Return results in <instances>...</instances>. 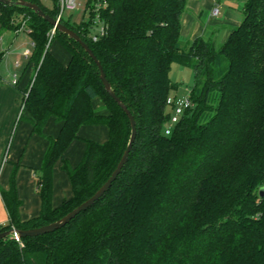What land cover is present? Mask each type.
I'll return each instance as SVG.
<instances>
[{
    "label": "trees",
    "instance_id": "1",
    "mask_svg": "<svg viewBox=\"0 0 264 264\" xmlns=\"http://www.w3.org/2000/svg\"><path fill=\"white\" fill-rule=\"evenodd\" d=\"M27 1L60 15L59 0ZM188 1L87 0L89 21L61 17L89 44L133 113L136 140L99 200L54 231L1 239L0 264H264V0H244L241 23L224 42L198 36L186 45ZM97 17L106 32L94 41ZM0 26H25L34 43L24 99L32 132L42 134L51 118L62 123L35 171L40 214L21 219L15 167L3 192L9 221L1 233L50 224L95 194L122 158L132 127L79 42L59 30L51 37L53 26L19 5L0 2ZM56 37L70 51L67 64L50 51ZM174 63L192 67L195 82L191 105L167 134ZM86 125L107 126L109 137L86 139L83 158L72 167L65 152ZM59 159L73 194L55 207Z\"/></svg>",
    "mask_w": 264,
    "mask_h": 264
},
{
    "label": "crops",
    "instance_id": "2",
    "mask_svg": "<svg viewBox=\"0 0 264 264\" xmlns=\"http://www.w3.org/2000/svg\"><path fill=\"white\" fill-rule=\"evenodd\" d=\"M202 4L203 0L188 1L187 9L182 17L183 40L192 41L194 38L199 36L198 28L200 24L198 23L199 20L197 19V17L200 18V16L202 17L203 15L204 9L202 7ZM236 18L237 20H227V22H224L222 25H224L225 23L226 25H239L241 23L242 16L240 15ZM193 23L195 26H192L191 32L189 33V27ZM225 29L227 33H225L226 31L223 32L221 37L223 41H225L230 34V28ZM8 31H14L15 38L20 35L22 29L15 31L12 29H3L0 26V41L4 40V34L9 33ZM208 31L210 38L213 31H211L210 29ZM14 33L9 36L7 42H9L10 39L11 42H13L12 36L14 35ZM26 35H29L30 37L28 31ZM22 40V42L26 44V39L24 37H22ZM28 49L30 48L25 47L22 50V55L25 58H29L25 55V51ZM30 50L32 51V49ZM17 66H21V62L18 61ZM34 69L35 67L31 69L29 79H27L24 74L19 75L17 72H14L13 75L0 73V225L6 224L9 221V213L6 203L3 199V192L10 188L11 175L15 167L17 169L15 176L16 192L21 202L19 208L21 219L28 220L40 214L41 199L37 191L35 171L37 170V168H41L44 153L49 145L48 138L56 137L59 134L62 126V123L58 121L56 123V128L49 131L47 135L44 134V137L39 136L38 133L32 132L33 125L31 121L28 120L30 114L25 108L24 99L25 90L29 85ZM94 100L95 98L93 99V104ZM94 107H96L95 104ZM52 119L53 118H51L50 120ZM45 128L43 132H45ZM57 202L58 201L56 194H54L53 205L55 207L60 206V203Z\"/></svg>",
    "mask_w": 264,
    "mask_h": 264
},
{
    "label": "rangeland",
    "instance_id": "3",
    "mask_svg": "<svg viewBox=\"0 0 264 264\" xmlns=\"http://www.w3.org/2000/svg\"><path fill=\"white\" fill-rule=\"evenodd\" d=\"M44 1L48 6L53 5V0ZM77 3L78 6L74 10L65 9L63 11V18L65 20H70L72 23L75 24H81L84 20L85 22L89 21V18L91 16L89 11L86 10L87 0H77ZM243 4L244 0H203V15L202 17L200 16V18L197 17V19L199 20L198 23L200 24L198 28L199 36H202L205 39H213L218 42H224L221 37L223 32L226 31L225 28H230L231 32V30L237 25H226V23L224 25L222 24L224 22H227V20H237V16L241 15L243 17ZM215 9H218L217 14H215L214 12ZM192 26H195L194 23L189 27V33L191 32ZM99 27V20L96 19V21L93 22V28L91 32L95 33L99 30ZM22 28L23 29L20 32V35L17 36L18 38H14V31H8L9 33L4 34V40L0 41V73L13 75L14 72H17L19 75L24 74V76L29 79V74H31V69L35 67V63L31 62V58H25L22 55V50L25 47L33 50V46L31 38L29 37V35H26L27 28L25 26H23ZM209 29L213 31L212 36H210V38L208 34ZM13 33V42H11V39L9 40V42H7L9 36ZM225 33H227V31ZM52 36L53 35H51V37ZM22 37L26 39V44L22 42ZM184 42L187 45V40H184ZM49 48L50 51L64 63L69 62L71 58L70 51L59 38H52ZM18 61L21 62V66H17ZM170 77L177 86L172 90V98H175L179 102L185 101L187 98H189L191 96L195 82L194 69L189 66L174 63L170 71ZM94 104L96 107H100L102 105L101 98H95ZM168 111L173 115H178V118L182 117L184 113L183 111L182 113L178 114L171 106L168 107ZM57 122L58 121L55 118L50 120L45 128V132L38 135L43 137L47 135L49 131L54 130L56 128ZM167 126L169 128L172 127L170 121H168ZM108 137V128L105 125H86L81 128L80 137L74 142H72V144L65 152L64 158L68 160L72 167H76L83 158L86 139H92L98 142H105L108 140ZM39 170L40 168H37L36 171L39 172ZM54 194H56L58 201L57 203H60V205L61 203H63L65 198H69L72 196L71 184L69 182L67 172L63 169V159H59L54 167Z\"/></svg>",
    "mask_w": 264,
    "mask_h": 264
},
{
    "label": "water",
    "instance_id": "4",
    "mask_svg": "<svg viewBox=\"0 0 264 264\" xmlns=\"http://www.w3.org/2000/svg\"><path fill=\"white\" fill-rule=\"evenodd\" d=\"M0 2L4 4H13V5H19L23 7H28L32 9L34 12H36L40 17L47 20L53 27H56L57 30H59L62 33L67 34L69 37L73 38L77 42H79L82 47L89 53V55L92 57V59L95 61L99 68L100 78L105 86V89L110 94V96L121 106V108L125 111L127 116L129 117L131 127H132V133L131 137L128 143V146L120 159L117 167L111 174V176L108 178V180L93 194L90 198H88L86 201L81 203L79 206L74 208L72 211H70L68 214H66L64 217L60 218L59 220H56L50 224L37 227V228H31V229H10L4 232L0 233V240L3 238H6L10 235H18L19 238L24 237H32V236H38L41 234H45L51 231H54L56 229H59L66 224H68L73 218H75L79 213L86 210L90 206H92L97 200H99L112 186L113 182L117 179V177L122 172L125 164L128 161L130 152L133 148L134 142L136 140L137 135V122L133 115V113L130 111L128 106L120 99V97L117 96L116 92L114 91L111 82L109 81L106 72L104 70V67L101 63V61L97 58L89 44L84 41L81 36L72 28L65 25L63 22H61V19L54 18L50 14L46 13L39 4L30 2L27 0H0ZM260 195H264V187L260 189Z\"/></svg>",
    "mask_w": 264,
    "mask_h": 264
},
{
    "label": "built area",
    "instance_id": "5",
    "mask_svg": "<svg viewBox=\"0 0 264 264\" xmlns=\"http://www.w3.org/2000/svg\"><path fill=\"white\" fill-rule=\"evenodd\" d=\"M59 1H60V5H61V12H60V15L58 16L59 19H61L62 14H63V11L65 9L74 10L78 6L77 0H59ZM214 12H215V14H217L218 13V9H215ZM96 19H98V17ZM99 23H100L99 30L96 31L93 34V40L94 41H97L106 32V28H105L104 24L102 22H100V21H99ZM21 29H23V28H21ZM56 30H57L56 27H53L52 35L55 34ZM32 46H34V43L33 42H32ZM30 54H31V50L30 49H28V50L25 51V55L27 57H29ZM168 104L173 105V109L178 114H180V113H182L185 110V108H187V107H189L191 105V101H190L189 98H187L185 101L179 102L175 98L170 97L168 99ZM178 119H179L178 118V115H173L172 114L171 119H170V122H171V126L172 127L178 121ZM170 132H171V128H167L166 133L169 134ZM14 237L17 238V240H19V241L21 239V238L18 237V235H15ZM21 244L23 245V243H21Z\"/></svg>",
    "mask_w": 264,
    "mask_h": 264
}]
</instances>
